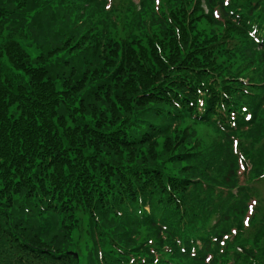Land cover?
<instances>
[{
  "label": "trees",
  "instance_id": "trees-1",
  "mask_svg": "<svg viewBox=\"0 0 264 264\" xmlns=\"http://www.w3.org/2000/svg\"><path fill=\"white\" fill-rule=\"evenodd\" d=\"M0 264H264V0H0Z\"/></svg>",
  "mask_w": 264,
  "mask_h": 264
},
{
  "label": "water",
  "instance_id": "water-1",
  "mask_svg": "<svg viewBox=\"0 0 264 264\" xmlns=\"http://www.w3.org/2000/svg\"><path fill=\"white\" fill-rule=\"evenodd\" d=\"M68 255H70V256H74L75 258H78V257H79V254H78V253H75V252H73V251H69V252H68Z\"/></svg>",
  "mask_w": 264,
  "mask_h": 264
},
{
  "label": "snow or ice",
  "instance_id": "snow-or-ice-1",
  "mask_svg": "<svg viewBox=\"0 0 264 264\" xmlns=\"http://www.w3.org/2000/svg\"><path fill=\"white\" fill-rule=\"evenodd\" d=\"M245 223L247 224V221H245Z\"/></svg>",
  "mask_w": 264,
  "mask_h": 264
}]
</instances>
